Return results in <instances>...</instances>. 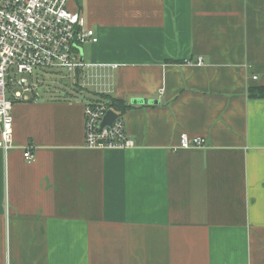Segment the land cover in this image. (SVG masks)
Masks as SVG:
<instances>
[{"label":"crops","instance_id":"1","mask_svg":"<svg viewBox=\"0 0 264 264\" xmlns=\"http://www.w3.org/2000/svg\"><path fill=\"white\" fill-rule=\"evenodd\" d=\"M69 4L99 39L78 97L13 106L0 264H264V0ZM107 97L131 105L130 149L84 146ZM185 134L206 145L175 149Z\"/></svg>","mask_w":264,"mask_h":264},{"label":"built area","instance_id":"2","mask_svg":"<svg viewBox=\"0 0 264 264\" xmlns=\"http://www.w3.org/2000/svg\"><path fill=\"white\" fill-rule=\"evenodd\" d=\"M69 2L0 0V147L5 151L14 146V104L41 97L39 90L44 80L37 70L58 69L77 81L86 68L81 58L84 43L98 42L99 37L86 25L84 15L70 8ZM197 59L194 63L202 65L203 57ZM192 61L187 59L185 63ZM111 109L114 110L102 100L85 104V148L130 149L134 145L126 131L125 114L116 109L115 122L101 128ZM206 142V137L185 134L174 148H204ZM24 157L27 161L35 158L30 145Z\"/></svg>","mask_w":264,"mask_h":264},{"label":"rangeland","instance_id":"3","mask_svg":"<svg viewBox=\"0 0 264 264\" xmlns=\"http://www.w3.org/2000/svg\"><path fill=\"white\" fill-rule=\"evenodd\" d=\"M37 71L41 72V78H43L44 80L39 90L41 98L49 94H51V97L53 98H58V96L65 97L67 95L78 97V95L76 94L79 92V87L77 86L78 81L67 78V74L58 69L48 71H45V69H40ZM35 73L37 74V72ZM63 75H65V77Z\"/></svg>","mask_w":264,"mask_h":264},{"label":"trees","instance_id":"4","mask_svg":"<svg viewBox=\"0 0 264 264\" xmlns=\"http://www.w3.org/2000/svg\"><path fill=\"white\" fill-rule=\"evenodd\" d=\"M257 90V89H256ZM256 90H252L253 96L257 97H264V86H261L260 90H257L259 92H256ZM108 105L111 106L114 110L116 109L121 115L126 114L127 110L129 109V107L131 105H128L127 103H125L124 100L116 98V97H111L108 98Z\"/></svg>","mask_w":264,"mask_h":264},{"label":"water","instance_id":"5","mask_svg":"<svg viewBox=\"0 0 264 264\" xmlns=\"http://www.w3.org/2000/svg\"><path fill=\"white\" fill-rule=\"evenodd\" d=\"M82 57H83V51H82ZM82 60H83V58H82ZM132 103H135V104H144V103L156 104V103H158V101L148 100L146 98H133ZM117 116H118V114L116 111H114L112 109L109 110L102 120L103 122L101 123V128H103L104 126H111L115 122V119L117 118Z\"/></svg>","mask_w":264,"mask_h":264}]
</instances>
